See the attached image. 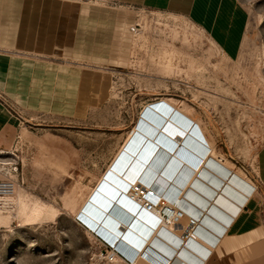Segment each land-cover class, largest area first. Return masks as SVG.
Masks as SVG:
<instances>
[{
	"label": "rangeland",
	"instance_id": "rangeland-1",
	"mask_svg": "<svg viewBox=\"0 0 264 264\" xmlns=\"http://www.w3.org/2000/svg\"><path fill=\"white\" fill-rule=\"evenodd\" d=\"M237 1L248 20L235 59L186 17L139 9L128 67L111 74L99 109L83 121L19 124L0 150V163L16 167L14 194L0 208V264H121L106 257L78 211L142 110L159 99L193 119L211 146L215 170L205 167L181 203L200 209L207 238L217 234L225 202L256 187L253 162L264 142V0Z\"/></svg>",
	"mask_w": 264,
	"mask_h": 264
},
{
	"label": "crops",
	"instance_id": "crops-1",
	"mask_svg": "<svg viewBox=\"0 0 264 264\" xmlns=\"http://www.w3.org/2000/svg\"><path fill=\"white\" fill-rule=\"evenodd\" d=\"M139 9L186 17L227 58L240 52L248 18L237 0H0V150L22 121H83L106 102L111 74L128 67ZM252 170L256 187L246 186L238 203L225 202L214 237L201 224L197 238L209 247L190 243L180 252L186 264H264V142ZM154 244L163 254L161 240ZM169 248L163 255L171 258Z\"/></svg>",
	"mask_w": 264,
	"mask_h": 264
},
{
	"label": "bare ground",
	"instance_id": "bare-ground-1",
	"mask_svg": "<svg viewBox=\"0 0 264 264\" xmlns=\"http://www.w3.org/2000/svg\"><path fill=\"white\" fill-rule=\"evenodd\" d=\"M140 114V123L134 125L111 164L79 208V218L129 258L136 256L133 264L143 260L150 264H186L178 256V252L190 249V242L179 244V236L168 230L173 224H161L155 229V217L145 211L143 203L130 190L152 193L156 199L162 198L187 212L181 200L191 191L205 167L212 171L216 168L215 163L210 161L211 146L200 126L164 99L147 104ZM229 177L231 176L225 179L223 188ZM222 187L220 191L224 190ZM242 191L244 192L238 191L239 196L244 197L246 190L242 188ZM225 193L229 195L228 192ZM240 198L235 202H240ZM207 202L208 206L212 204V200ZM191 215L197 218L199 230L202 215L198 212ZM147 225L151 226L152 231ZM149 231L151 235L146 236ZM158 235L162 236L161 239L164 238L161 243L165 251L160 249L163 254L166 250L171 251L169 244L174 246V256L170 259L154 249L153 240L158 241ZM197 235L198 232L194 234L192 241H199L209 247L208 242L198 239ZM145 236L148 238L139 248ZM172 236L177 237L178 244L174 243ZM126 249H131L132 253L126 252Z\"/></svg>",
	"mask_w": 264,
	"mask_h": 264
},
{
	"label": "built area",
	"instance_id": "built-area-1",
	"mask_svg": "<svg viewBox=\"0 0 264 264\" xmlns=\"http://www.w3.org/2000/svg\"><path fill=\"white\" fill-rule=\"evenodd\" d=\"M132 38L139 33V25L136 22L129 29ZM12 169V170H11ZM11 171H16V167L11 168V165L8 163H0V208L4 209L7 206V199L10 198L15 191L16 182L11 177ZM131 193L135 194V198L139 199L143 203V208L146 212L151 213L156 222L154 221L155 229L158 228L161 224H173L179 227V237L178 242L188 243L193 242V236L198 232V220L196 217L187 213L180 206L175 204H169L164 199H156L152 193L144 194L142 191L130 190ZM185 220V223H181L182 220ZM94 233L93 231H91ZM95 237L99 240L101 245L104 247L105 255L108 259L113 261H118L121 264H133V261L136 256L129 258L119 249L111 246L107 241H105L101 236L95 234ZM177 238V237H176ZM175 238V240H176Z\"/></svg>",
	"mask_w": 264,
	"mask_h": 264
}]
</instances>
